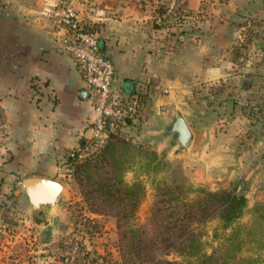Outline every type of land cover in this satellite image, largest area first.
<instances>
[{"label":"crops","instance_id":"1","mask_svg":"<svg viewBox=\"0 0 264 264\" xmlns=\"http://www.w3.org/2000/svg\"><path fill=\"white\" fill-rule=\"evenodd\" d=\"M163 2H72L78 17L93 25L101 52L114 64V94L145 93L126 127L127 142L144 149L151 138L150 148L167 162L180 161L191 182L211 190L236 189L246 197L242 216L264 217V98L252 94L253 86H244L245 80L238 88L232 85L228 100L215 110L193 93L237 74L217 59L230 52V23L243 19L253 2L179 0L180 21L162 25ZM56 4L0 0V169L20 182L26 177L59 181L64 188L60 210L72 197L84 206L66 156L91 135L94 111L77 64L61 48L63 31L50 14ZM158 88L166 92L150 93ZM178 115L191 131L183 148L175 134L159 136L161 126H154L165 127ZM199 116L224 119L200 122ZM250 123L255 124L251 129Z\"/></svg>","mask_w":264,"mask_h":264},{"label":"rangeland","instance_id":"2","mask_svg":"<svg viewBox=\"0 0 264 264\" xmlns=\"http://www.w3.org/2000/svg\"><path fill=\"white\" fill-rule=\"evenodd\" d=\"M250 2L253 3L250 4L247 15L243 14V19L237 18L230 23L234 39L227 47L229 54L219 56L217 59L219 63L223 60L227 61L226 64H231L234 72L237 73L234 75L237 76L233 77L234 75L231 74L225 80L222 79L208 86L209 92L217 94L216 102L219 98L228 95L232 85L237 88L241 86V80H245L244 86H253L252 94L264 98V0H250ZM240 72L243 73L242 77L238 75ZM240 91V88L233 89L234 93ZM198 118L202 119L200 122L224 119L223 116ZM224 125L225 121L221 123V128ZM254 125L250 123V129ZM152 126L148 123V128ZM154 126L159 129L161 126L159 136L166 134L168 125L163 127L162 123H158ZM150 140L151 138L148 137L149 145H151ZM149 145L140 149L134 144L116 141L114 147L107 146L106 160L110 163L113 173L122 175L130 182L139 181L144 186L143 199L135 219L137 222L145 220L152 204L155 193L152 179H159L162 175L168 176V168L159 167L153 171L154 163H150L152 148ZM162 160L164 162V159ZM167 163L171 170L190 180L180 161ZM19 184V179L10 177L7 171L0 169V264L119 262L120 255L115 244L117 236L113 218L90 215L84 210L82 203L73 197L64 200L60 210L56 209L50 213L40 211L29 204L27 197L20 192ZM204 187L210 189L209 186ZM74 191L78 190L74 189ZM240 222L243 227L241 251L238 256L250 255L264 263V217L253 218L246 213ZM216 226L217 220H212L202 228L205 231L203 239L208 252L220 245L219 240H212ZM170 258L177 256L170 255Z\"/></svg>","mask_w":264,"mask_h":264},{"label":"trees","instance_id":"3","mask_svg":"<svg viewBox=\"0 0 264 264\" xmlns=\"http://www.w3.org/2000/svg\"><path fill=\"white\" fill-rule=\"evenodd\" d=\"M165 24L167 22H162ZM193 93L214 110L229 98L228 94L216 102L217 94L203 85L194 88ZM116 141L127 142L113 138L99 154L83 161L66 156L67 170L79 187L83 207L90 213L114 220L115 244L120 255L115 264H262L250 255L238 256L245 195L236 189L211 190L196 185L171 170L167 161L163 162L153 150L150 157L153 171L165 167L168 176L152 179L155 193L148 214L143 222L135 221L144 186L113 173L106 156L107 148L114 147ZM212 220H217L212 240H219L220 245L208 252L202 228Z\"/></svg>","mask_w":264,"mask_h":264},{"label":"built area","instance_id":"4","mask_svg":"<svg viewBox=\"0 0 264 264\" xmlns=\"http://www.w3.org/2000/svg\"><path fill=\"white\" fill-rule=\"evenodd\" d=\"M72 2L73 0H57L55 9L50 10V14L63 31L60 37L61 48L77 64L92 102L94 120L91 135L67 154L72 159L83 161L99 154L113 138L129 139L126 127L141 109L145 93L138 90L125 97L114 94V64L101 52L93 25L78 17ZM161 4L163 12L158 16L159 22L180 21L182 13L178 10L179 0H165ZM163 92L166 90L158 88L150 93L154 95Z\"/></svg>","mask_w":264,"mask_h":264},{"label":"water","instance_id":"5","mask_svg":"<svg viewBox=\"0 0 264 264\" xmlns=\"http://www.w3.org/2000/svg\"><path fill=\"white\" fill-rule=\"evenodd\" d=\"M83 1V0H76ZM175 134L176 140L183 148L191 138V131L184 118L178 115L166 126V134ZM19 189L31 206L43 212L50 213L58 208L63 185L56 180L45 177H26L21 180Z\"/></svg>","mask_w":264,"mask_h":264}]
</instances>
